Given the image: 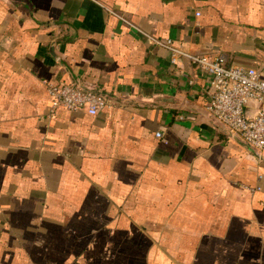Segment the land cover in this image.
Here are the masks:
<instances>
[{
    "label": "crops",
    "instance_id": "obj_1",
    "mask_svg": "<svg viewBox=\"0 0 264 264\" xmlns=\"http://www.w3.org/2000/svg\"><path fill=\"white\" fill-rule=\"evenodd\" d=\"M97 1L0 0V264H264V157L127 22L264 75V0ZM58 82L113 105L52 115Z\"/></svg>",
    "mask_w": 264,
    "mask_h": 264
},
{
    "label": "built area",
    "instance_id": "obj_2",
    "mask_svg": "<svg viewBox=\"0 0 264 264\" xmlns=\"http://www.w3.org/2000/svg\"><path fill=\"white\" fill-rule=\"evenodd\" d=\"M92 1L98 3L97 0ZM127 22L143 33L153 44L167 49L173 64L177 65L181 57H186L208 73L211 84L210 98L206 105L208 115L230 135L240 138L262 159L264 157V75L256 67L227 65L224 57L219 55L208 57L187 53L177 48L173 39L159 38ZM47 92L51 99L52 115L61 108L97 115L113 105L111 98L85 87L80 82L49 83ZM252 101L258 103V108L253 116H248L246 107ZM156 135L162 137L163 133L158 131Z\"/></svg>",
    "mask_w": 264,
    "mask_h": 264
}]
</instances>
